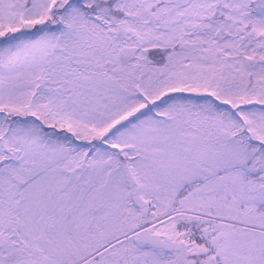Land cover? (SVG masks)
Instances as JSON below:
<instances>
[{"label":"snow or ice","instance_id":"1","mask_svg":"<svg viewBox=\"0 0 264 264\" xmlns=\"http://www.w3.org/2000/svg\"><path fill=\"white\" fill-rule=\"evenodd\" d=\"M0 264H264V0H0Z\"/></svg>","mask_w":264,"mask_h":264}]
</instances>
